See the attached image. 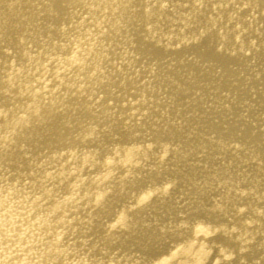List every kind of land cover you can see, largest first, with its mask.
Returning <instances> with one entry per match:
<instances>
[{
	"label": "bare ground",
	"instance_id": "obj_1",
	"mask_svg": "<svg viewBox=\"0 0 264 264\" xmlns=\"http://www.w3.org/2000/svg\"><path fill=\"white\" fill-rule=\"evenodd\" d=\"M0 264H264V0H0Z\"/></svg>",
	"mask_w": 264,
	"mask_h": 264
}]
</instances>
